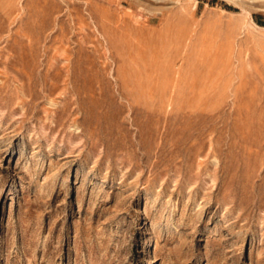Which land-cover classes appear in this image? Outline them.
Masks as SVG:
<instances>
[{
    "label": "rangeland",
    "instance_id": "rangeland-1",
    "mask_svg": "<svg viewBox=\"0 0 264 264\" xmlns=\"http://www.w3.org/2000/svg\"><path fill=\"white\" fill-rule=\"evenodd\" d=\"M0 264H264V0H0Z\"/></svg>",
    "mask_w": 264,
    "mask_h": 264
}]
</instances>
